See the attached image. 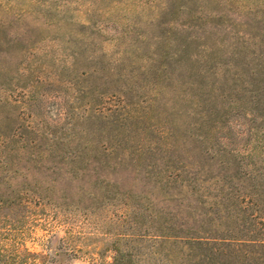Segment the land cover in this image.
<instances>
[{"label": "rangeland", "instance_id": "1", "mask_svg": "<svg viewBox=\"0 0 264 264\" xmlns=\"http://www.w3.org/2000/svg\"><path fill=\"white\" fill-rule=\"evenodd\" d=\"M0 128V195L38 180L64 207L0 206V249L103 264L123 198L200 214L171 164L264 177V0H0Z\"/></svg>", "mask_w": 264, "mask_h": 264}, {"label": "trees", "instance_id": "2", "mask_svg": "<svg viewBox=\"0 0 264 264\" xmlns=\"http://www.w3.org/2000/svg\"><path fill=\"white\" fill-rule=\"evenodd\" d=\"M191 103L187 108L190 132L196 123L200 125L199 130L207 126V130L213 128L219 116L211 118L209 114L208 118L202 111L192 112L196 102L191 99ZM195 114L201 121L193 118ZM10 131L0 128L1 136L9 138L10 142L16 141V132ZM212 148L208 147L207 151ZM13 153L10 149L5 154L11 165L15 158ZM193 156L192 160L169 167L177 169L188 183H199V187L192 189L198 192L196 200L200 206L195 209L200 214L191 213L178 223L169 213L164 214L150 204L123 198L128 210L117 232L110 233L108 229L104 233L110 241L104 251L113 253L112 261H106L105 252H97L103 264H145L146 260L153 264H264V177L254 172L242 175V166H236L232 172L235 158H228L227 166L213 172L208 159ZM243 176L246 183L240 182ZM32 204L64 208L53 197L50 186L43 187L38 180L34 186L24 184L11 194L0 195V206H20L26 210V215ZM89 208L84 206L79 210L88 216ZM40 256L28 247L12 246L0 249V264H49Z\"/></svg>", "mask_w": 264, "mask_h": 264}]
</instances>
